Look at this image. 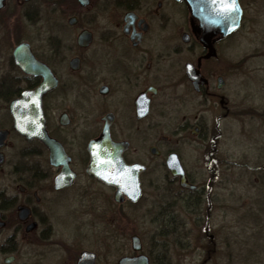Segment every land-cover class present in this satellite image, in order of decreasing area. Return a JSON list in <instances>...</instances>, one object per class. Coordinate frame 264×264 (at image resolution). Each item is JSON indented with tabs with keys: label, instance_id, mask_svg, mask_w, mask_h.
I'll return each instance as SVG.
<instances>
[{
	"label": "flooded vegetation",
	"instance_id": "flooded-vegetation-1",
	"mask_svg": "<svg viewBox=\"0 0 264 264\" xmlns=\"http://www.w3.org/2000/svg\"><path fill=\"white\" fill-rule=\"evenodd\" d=\"M237 2L239 11L224 14L190 0H0V264H118L139 255L160 264L142 246L122 248L119 227L121 207L152 198L147 178L159 171L166 264L175 240L189 249L202 223L225 216L232 189L217 175L231 164L217 152L220 124L229 137L264 135V82L254 84L243 57H221L245 17ZM42 26L50 34L39 51ZM25 46L55 80L41 107L63 151L56 165L40 141L13 129L12 105L42 81L17 64ZM105 126L124 146L123 162L142 166L136 200H115V186L87 173L88 146ZM10 138L22 145L8 153ZM175 159L186 187L172 174ZM64 165L73 178L57 187Z\"/></svg>",
	"mask_w": 264,
	"mask_h": 264
},
{
	"label": "rangeland",
	"instance_id": "rangeland-1",
	"mask_svg": "<svg viewBox=\"0 0 264 264\" xmlns=\"http://www.w3.org/2000/svg\"><path fill=\"white\" fill-rule=\"evenodd\" d=\"M240 1L245 8L242 26L233 37V46L223 43L220 52L223 58L243 57L244 70L254 77L256 85L257 81L264 82V0ZM49 34L42 26L36 43L39 51L46 48ZM219 131L217 152L228 158L231 165L217 175L222 181L217 183L232 189L231 200L226 202L230 208L225 216L202 223L195 246L182 249L175 240L171 264H264V135L256 131L252 136L229 137L225 120ZM7 144L8 153L13 151L12 147L22 145L15 138ZM147 179L151 188L146 186V192L152 193V198L144 197L136 206L121 207V247L129 248L130 236L135 234L145 252L153 253L160 264H166L163 252L167 239L161 234L160 219L162 172Z\"/></svg>",
	"mask_w": 264,
	"mask_h": 264
},
{
	"label": "water",
	"instance_id": "water-1",
	"mask_svg": "<svg viewBox=\"0 0 264 264\" xmlns=\"http://www.w3.org/2000/svg\"><path fill=\"white\" fill-rule=\"evenodd\" d=\"M190 1L198 4L201 8L216 9L224 14L231 12L222 4V0ZM235 5L236 13L239 11L237 0H235ZM83 38L84 32L78 36V40ZM17 64L25 74L40 75L42 81L33 90L24 93L23 97L12 105L13 129L27 140L40 141L49 151L50 163L56 165L64 158L63 151L59 143L48 136L41 107L42 96L54 86L55 80L52 78L49 68L33 58L28 46L24 48V59L17 61ZM4 136L0 132V140L4 139ZM123 148L124 146L120 143L110 142L107 126H105L101 139L91 142L88 146L90 161L87 173L105 184L115 186V200L118 199L120 193L127 195L131 200H136L140 194L139 173L142 166L126 165L121 157ZM171 166L173 176L179 175V184L186 187L187 183L176 159L172 161ZM72 178L73 174L67 170V165H64V172L56 177L55 184L57 187H61L71 182ZM130 242L133 250L141 249L140 240L136 235L131 236ZM118 264H147V259L141 255L134 259L123 257Z\"/></svg>",
	"mask_w": 264,
	"mask_h": 264
},
{
	"label": "snow or ice",
	"instance_id": "snow-or-ice-1",
	"mask_svg": "<svg viewBox=\"0 0 264 264\" xmlns=\"http://www.w3.org/2000/svg\"><path fill=\"white\" fill-rule=\"evenodd\" d=\"M222 4L226 7L228 11H234L235 10V0H222Z\"/></svg>",
	"mask_w": 264,
	"mask_h": 264
}]
</instances>
